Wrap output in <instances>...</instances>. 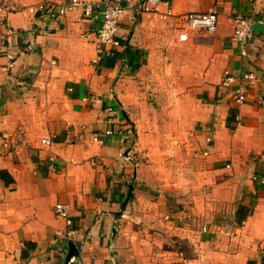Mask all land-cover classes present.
<instances>
[{
  "label": "crops",
  "instance_id": "1",
  "mask_svg": "<svg viewBox=\"0 0 264 264\" xmlns=\"http://www.w3.org/2000/svg\"><path fill=\"white\" fill-rule=\"evenodd\" d=\"M74 1L99 0H0V264H66L56 203L70 207L83 264H261L264 0H167L165 20L127 12L111 57L95 49L102 9L58 14ZM208 11L216 31L179 42L183 16ZM237 15L252 22L243 43Z\"/></svg>",
  "mask_w": 264,
  "mask_h": 264
},
{
  "label": "built area",
  "instance_id": "2",
  "mask_svg": "<svg viewBox=\"0 0 264 264\" xmlns=\"http://www.w3.org/2000/svg\"><path fill=\"white\" fill-rule=\"evenodd\" d=\"M159 6H163L164 10L161 12ZM80 8L82 10V16L89 18L95 9H102L101 11V25L96 32V44L95 49L101 52L104 57H111L113 51L121 46V41L118 36V26L122 17L127 13L140 14L150 17L152 15H157L160 19L165 20L167 18L173 17L174 13L171 9L170 3L167 0H141L138 3L128 2L123 4L121 0H99L98 2H72L71 5H66L64 7H59V13L62 14L64 10H72L73 8ZM47 11V6L41 4L37 8L29 7L28 12L32 15L39 13L44 14ZM5 10L0 8V15L5 14ZM53 15V14H52ZM234 29L231 36L233 42L243 43L252 38V22L240 15L233 18ZM217 26V13L214 11L202 12H190L183 16V25L176 30L177 39L179 42L184 43L189 40L190 34H198L199 32H205L207 34H213L216 31ZM32 46L28 45L27 50H31ZM9 60L8 67L13 66V57L7 55ZM98 62V59L93 61ZM244 79H253L252 74L244 76ZM236 79L225 73L222 80V87L229 89L236 84L234 91L231 93L233 101L237 104H243L245 101V89L240 83H236ZM91 103H98L97 99H91ZM111 111V109H107ZM235 121L239 123L241 118L239 115L236 116ZM113 131L108 128L104 131V137L112 136ZM92 141L95 143H102V138L99 135H94ZM43 144H49V141L42 140ZM3 146L8 147V143H3ZM121 158L125 163L136 164L139 159L138 157L129 151H123ZM264 184V180L262 181ZM53 213L56 219L64 222L65 228L62 230H56L55 236L59 240L74 242L76 231L73 229V222L70 216V207L67 204L56 203L53 207ZM168 218V217H167ZM83 243L76 245L78 254L83 249ZM77 264H83L80 256H78Z\"/></svg>",
  "mask_w": 264,
  "mask_h": 264
},
{
  "label": "water",
  "instance_id": "3",
  "mask_svg": "<svg viewBox=\"0 0 264 264\" xmlns=\"http://www.w3.org/2000/svg\"><path fill=\"white\" fill-rule=\"evenodd\" d=\"M131 190H132V185L129 186V190H128V197L123 205V207L126 206L127 202H128V199L130 198L131 196ZM78 256V250H77V247L74 243L70 242V245H69V252L67 254V257H66V264L68 262H70V260L74 257H77Z\"/></svg>",
  "mask_w": 264,
  "mask_h": 264
},
{
  "label": "trees",
  "instance_id": "4",
  "mask_svg": "<svg viewBox=\"0 0 264 264\" xmlns=\"http://www.w3.org/2000/svg\"><path fill=\"white\" fill-rule=\"evenodd\" d=\"M1 175H2V172H1ZM244 213V212H243ZM242 213V208H239L238 210H237V215L235 216V224L236 225H240L241 224V222L244 220V214ZM248 264H255L254 262H249ZM261 264H264V258L261 260Z\"/></svg>",
  "mask_w": 264,
  "mask_h": 264
}]
</instances>
